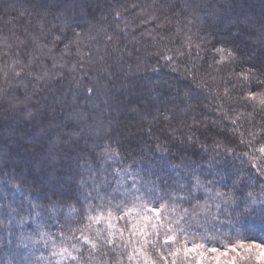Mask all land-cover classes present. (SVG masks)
Masks as SVG:
<instances>
[{
    "label": "snow or ice",
    "instance_id": "obj_1",
    "mask_svg": "<svg viewBox=\"0 0 264 264\" xmlns=\"http://www.w3.org/2000/svg\"><path fill=\"white\" fill-rule=\"evenodd\" d=\"M233 2L225 0L223 4H217L215 0H182L180 3H169L168 0H162V7H166L169 13L166 21L169 31L174 29L173 36L178 37L179 42L174 48L165 45L156 55L171 65L173 72H179L183 65V78L145 77L139 73L140 62H136V71L133 73L132 62L129 61V69L122 79L124 58L121 56L117 59L109 52V46L121 50L120 39L115 32L105 35V53L113 56V60L106 71L99 74V80L108 85L110 92L120 94L118 98H122V90L128 87L129 95L123 108L125 112L131 113L132 120L143 122L149 117L153 123H159L161 119L180 120L189 130L182 143L192 147L200 142L199 136L195 134L198 130L206 138L224 136L223 141H215L214 144L217 155L224 157L222 166L225 171L229 170L230 165L235 168L236 150L227 145L234 143L238 137L240 144L248 149L241 161L246 163V167L232 172L235 179L231 185L225 183L221 185L224 190H220L217 181L208 180L207 177L201 181L200 175L193 172L194 181L191 185L177 188L178 181L157 184L131 167L124 168L122 164H118L111 175L105 170L100 179L90 164H78L79 168L87 169L88 175H81L76 185L78 194L67 197L74 200V204L68 205L70 215L65 217L67 231L65 227H61L57 233L37 231L36 240L28 238L27 242L22 241L24 249L42 241L48 250L47 264H207L211 260H215V264H242L250 259L253 249L259 250L257 261H264V247L261 244H246L241 240L220 247L188 239L189 235L202 236L199 231L201 222L207 223L213 209L217 214L230 209L254 213V205L260 200L259 196L252 191L245 192V189L251 187V182L258 177H264V117H261L259 124L254 119L245 120L249 125L245 127L241 123L243 113L229 107L218 112L211 122L207 121L206 116L201 119L204 114V106L200 102L203 93L198 89L211 88L217 81L215 73H223L233 69V66L240 67L241 71L232 70L227 77L220 76V80L230 87H225L221 94L219 84H216V97L222 101L231 98V90L239 85L241 98L256 102L253 109L256 111L258 107L257 114L264 112V27L256 30L242 19H232L227 11ZM99 4L100 0H97V6ZM105 8L110 9L109 14L114 15L118 25L123 19L120 9L108 4H105ZM36 9L39 12V33H45L44 19L52 16L57 22L47 31L52 42H62L66 38L63 35L66 30H72L74 37L65 45L61 55L70 52L73 46L79 52L85 32L83 28L79 32L75 31L72 25L81 27L77 19L82 9L80 0H52L51 3L49 0H40L36 3ZM19 15L23 18L30 13L21 11ZM27 33L26 28L25 36L15 46L17 51L14 55L11 49L0 51V57L5 59L0 73L3 83L8 85L0 87V100L7 99L10 110L19 111L30 124H38L41 136L52 146V150L45 152L44 158L38 161L43 171L44 165H52L55 149L62 150L69 159L74 152L83 151L81 141L85 139V131L98 126L97 120L102 111L86 107L78 112H68L63 121L59 119L56 113V104L59 102L56 85L61 82L60 69L63 65H58L53 57L45 55L44 49L47 48L49 53L53 51L48 48L49 41L46 38L41 44V35L33 32L30 38ZM92 40L96 42L94 37ZM29 42L33 48L25 56L19 49H27ZM169 42L175 41L170 39ZM209 52L212 54V63L205 68ZM8 57H12L11 63L7 62ZM49 59L52 60L51 68L48 67ZM83 59H92L91 50L86 55L82 54L81 63ZM99 60L106 63L104 55ZM208 69H213V72ZM158 71L153 69V72ZM130 74L137 79L127 80ZM189 78L195 82V86L189 82ZM13 85L18 90L23 89V100L18 96L8 99ZM253 88L259 91H252ZM41 91L48 93L52 101L43 110L38 99ZM87 93L88 98H91L96 94V89L89 87ZM220 107L223 108V105ZM99 108L102 110L103 103ZM189 114H192L190 124ZM229 124L232 140L228 139ZM99 127L106 133L103 139L110 141L104 146L102 159L119 161L120 153L113 150L111 143L114 130L111 119H108L107 128L103 124ZM151 133L150 128L146 134ZM162 150H168V146L157 143L155 152L160 153ZM201 150L207 151V145L201 144ZM165 159L164 155L159 156V160ZM177 192L183 195L177 196ZM261 193L264 194V185L261 186ZM260 203V213L264 215V200ZM56 208L57 205L52 204L51 209L43 211L47 214L49 211L55 212ZM208 239L204 237L205 241ZM229 256V259H222Z\"/></svg>",
    "mask_w": 264,
    "mask_h": 264
},
{
    "label": "trees",
    "instance_id": "obj_2",
    "mask_svg": "<svg viewBox=\"0 0 264 264\" xmlns=\"http://www.w3.org/2000/svg\"><path fill=\"white\" fill-rule=\"evenodd\" d=\"M39 2L40 0H35V3L34 0H0V51L11 49L14 55L17 51L15 46L18 45L19 39L25 36L26 28L30 38L33 32L41 35V44L46 38L49 41L48 48H52L53 51L49 53L46 48L45 55L53 57L58 65H63L60 69L61 82L56 85L59 101L56 104V113L59 119L63 121L68 112H78L86 107L90 110L96 108L98 112L102 111V115L97 120L98 126L94 130L85 131V139L81 141L83 151L74 152L69 159L68 155L57 148L52 156V165H44L41 171L38 161L44 158L45 152L52 150V146L45 137L41 136L38 124H30L19 111L10 110L7 99L0 100V264H47L48 250L42 241L34 247L30 245L27 249L22 247V241L27 242L28 238L36 240L37 231L57 233L61 227H65L67 231L65 217L70 215L68 205L74 204V200L67 197L78 194L76 185L81 175H88L87 169L79 168L78 164L83 165L85 162L90 164L97 171L100 179L103 178L105 170L111 175V171L118 164H122L124 168L131 167L141 176L150 178L157 184L163 181L168 183L178 181L177 188L180 185L190 186L194 181L193 172L200 175L201 181H204L205 177L217 181L220 190H224L221 185L225 183L231 185L232 180L235 179L232 172L246 167V163L241 161L244 160L248 149L244 144H240L238 137L234 143L227 145L236 150L235 168L230 165L229 170L225 171L222 166L224 157L217 155L214 144L215 141H223L224 136L206 138L200 135L198 130L195 134L199 136L200 142L194 147L187 146L182 141L186 140L189 130L180 120L161 119L159 123H153L151 117L143 122L139 119L132 120L131 113L125 112L123 108L129 95L128 87L125 86L122 90V98H118L120 94H113L108 85L99 80V74L106 71L113 56L117 59L121 56L124 58L122 79L129 69V61L132 62L133 73L136 71L135 64L139 61L141 64L139 73L145 77L183 78V65L180 66L179 72H173L171 65L166 64L159 55H156L165 45L174 48L179 42V38L173 36L174 29L169 31L166 22L169 13L166 7H162V0H100L99 6L97 0H80L82 9L77 19L81 27L73 24L72 28L77 32L83 28L85 35L81 39L79 52L73 46L71 51L63 56L61 54L64 53L65 45L74 39L72 30L64 32L66 38L62 42H52L51 36H47V31L57 22L52 16H48L44 19L45 33L40 34L39 12L36 9V3ZM51 2L52 0H49V3ZM168 2L180 3L182 0H168ZM215 2L223 4L225 0H215ZM105 4L120 9L123 19L118 25L114 15L109 14L110 9L105 8ZM21 11L30 15L22 18L19 15ZM227 14L232 19H242L259 30L264 27V0H234ZM113 32L120 39L121 50L117 51L114 46H109V52L113 53V56H108L105 53V35ZM93 37L96 42H93ZM170 39L175 42L170 43ZM32 48L33 45L29 42L27 49L20 47L19 51L26 56L27 51H31ZM88 50L92 52V59H83L81 63L82 54L86 55ZM101 55L106 57V63L100 62ZM256 55H259V51ZM11 59L12 57H8L7 62L11 63ZM4 62L5 59L0 57V67H3ZM51 63L52 60L49 59V68ZM211 63L212 54L209 52L205 68ZM153 69L159 71L153 72ZM232 70L240 72L241 68L233 66V69L223 73H215L217 81L211 88L198 89L203 93L200 102L204 106V114L201 115V119L206 116L207 121L211 122L218 112L232 107L234 111L243 113L241 123L245 127L249 126L245 120L254 119L259 124L264 112L257 114L258 107L256 111L253 109L256 102L241 98L239 85L231 90V98H224L222 101L216 97V84H219L221 94L225 87H230L220 80V76L227 77ZM208 71L213 72V69ZM135 79L137 77L131 74L127 77V80ZM189 82L195 86V82L190 78ZM235 82L233 78V83ZM0 87H8L3 83L2 73H0ZM89 87L96 89V94L91 98H88L87 93ZM252 91L259 89L253 88ZM30 92L31 89L29 94ZM16 96L23 100V89L18 90L13 85L8 99ZM38 99L42 110L45 105L52 103L49 94L43 91L39 93ZM101 103H103L102 110L99 108ZM221 105L223 108L220 107ZM109 118L114 129L111 138L112 148L120 153V159L116 162L102 159L104 146L110 141L103 139L106 133L100 130L99 125L103 124L104 128H107ZM191 122L192 114H189L188 123ZM150 128L152 133L147 135ZM228 139H233L230 124ZM157 143L167 145L168 150L156 153ZM201 144L207 145V151L201 150ZM150 148L152 151H149ZM161 155L166 157L164 161L159 160ZM251 185L245 189V192L252 191L254 195L260 197L254 205L256 208L254 213L230 209L217 214L213 209L207 223L201 222L199 231L202 236L189 235L188 239L220 247L243 240L246 244H261L264 247V215L260 213V201L264 200V194L261 193L264 177H258L251 182ZM176 195L180 196L183 193L177 192ZM52 204L57 205L56 211L45 214L43 210L51 209ZM249 207L251 208L252 205ZM204 237L209 239L205 241ZM207 264H215V262L209 261ZM242 264L263 263L251 256Z\"/></svg>",
    "mask_w": 264,
    "mask_h": 264
},
{
    "label": "rangeland",
    "instance_id": "obj_3",
    "mask_svg": "<svg viewBox=\"0 0 264 264\" xmlns=\"http://www.w3.org/2000/svg\"><path fill=\"white\" fill-rule=\"evenodd\" d=\"M230 255H232V254H230ZM258 255H259V250L258 249H253L252 254H251L252 258L257 260L256 257ZM229 258H230V256L229 257H223L222 259H229ZM211 261L215 262V260H211ZM260 262H262L264 264V261H260Z\"/></svg>",
    "mask_w": 264,
    "mask_h": 264
}]
</instances>
